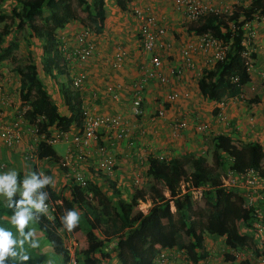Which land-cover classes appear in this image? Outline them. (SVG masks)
Returning a JSON list of instances; mask_svg holds the SVG:
<instances>
[{
  "label": "trees",
  "instance_id": "16d2710c",
  "mask_svg": "<svg viewBox=\"0 0 264 264\" xmlns=\"http://www.w3.org/2000/svg\"><path fill=\"white\" fill-rule=\"evenodd\" d=\"M74 2L82 14L80 21L99 33L105 16L104 0H0V22L6 19L12 21L0 30V64L6 60L11 62L18 76L20 105L28 106L25 119L33 123L42 116L38 128L41 132L47 131V134L53 129L66 132L73 125L81 127L75 106L76 93L65 83L58 82L57 88L66 107V113L61 112L39 76L41 70L42 74L45 72L59 81L65 73V58L57 33L78 18ZM256 12L264 15V0H252L245 8L238 6L225 18L205 15L188 28L195 35L210 32L229 44L225 59L216 62L210 69H204L197 81L203 98L221 101L228 96H236L249 81L240 55L242 34L235 32L231 36L229 21L239 22ZM16 30L24 32L28 44L35 45L38 41L39 61L35 62L33 50L21 51L17 36L11 37ZM233 75L237 76L236 82L230 79ZM211 143L212 166H208L200 154L163 160L148 156L143 175L129 180V183L125 180L126 185L118 186L119 180L114 183L117 179L104 177L107 190H102L97 183L88 182L84 188L70 186L65 196L45 185L48 211L39 214L34 224L44 234L53 253L60 257L61 264H67L70 259L63 238L68 231L62 226L61 216L73 209L80 216L77 230L84 235V241L75 250L79 264H102L112 255L118 264H153L159 250L171 247L183 250L192 263H197L207 257L204 234L223 237L228 249H242L250 237L241 228L251 226L253 210L241 208L237 193H226L219 188L227 163L224 156L232 158L233 170L252 167L264 176V151L257 142L243 143L227 135L213 136ZM37 155L39 159H57L52 145L43 142H38ZM27 170V174L36 171L34 163L28 161ZM23 178L18 175V183ZM182 179L189 180L194 186L204 187L198 204H194L189 194L180 193L178 184ZM164 191L168 192V196L164 195ZM146 194L150 206L143 213L137 206L140 201H145ZM58 199L60 202L56 203ZM51 208L54 210L51 211ZM1 210L0 213L5 211ZM51 212L52 218L48 215ZM110 242L114 245L105 251ZM261 243L260 252L255 251L257 255L264 253V240ZM240 264L251 262L242 260Z\"/></svg>",
  "mask_w": 264,
  "mask_h": 264
},
{
  "label": "crops",
  "instance_id": "0c3cea01",
  "mask_svg": "<svg viewBox=\"0 0 264 264\" xmlns=\"http://www.w3.org/2000/svg\"><path fill=\"white\" fill-rule=\"evenodd\" d=\"M211 2L216 6L232 5V7L244 4V0H211ZM135 8L154 15L157 24L165 30L164 36L161 37L163 45L158 49L163 60V70L166 71L168 67H182L180 49L195 43L197 35L188 30L193 22H186L182 12L173 2L104 0L105 16L102 29L99 33L91 31L89 35V39L95 43L94 56L86 62H78L74 59L71 62L65 60L63 62L65 77L61 76L59 81L50 77L55 85L49 89V92L61 112L66 113V107L60 100L58 82H63V79L69 82L71 74L83 71L85 79L81 88L75 91V106L79 110L86 108L92 114L123 117L124 124L128 129V135L124 139L115 140L101 132L98 142L94 144L95 148L99 145L105 146L112 154L114 158L112 179H120L117 185H126L124 181L128 177L135 176V171L141 174L145 170L147 155L163 154L165 157L171 158L200 154L204 156L206 164L212 166L211 139L218 133L226 134L232 140H239L243 143L257 142L264 150V81L260 75V72L264 71V18L257 27L254 70L249 74V81L240 88L236 96H228L221 101H210L202 97L197 81L201 77L203 69L205 67L210 69L215 63L210 66L205 65L203 54L196 51L192 55L194 68L182 69L179 78L169 75L165 85L151 79L142 86L140 96L143 114L134 116L131 113V102L135 89L142 78L143 70L150 68L149 55L143 53L139 48V22L133 15ZM234 10H231L227 16ZM79 19L71 21L58 31V37L60 35L64 40L63 42L59 38L61 47L70 48L73 45L75 33L80 28L81 21ZM117 54L120 55L119 61L116 59ZM141 66H143L142 69ZM7 88L9 89L10 86ZM173 91L178 92L179 96L168 102L167 95ZM12 96L13 98H11ZM15 96L16 94L13 93L11 97H4L3 93L2 95L0 93V102L8 99L7 106H4L3 109L5 118H11L17 112L20 100L17 97L15 103ZM161 108L164 109L163 117L152 120L156 111ZM221 113L223 119L219 117ZM5 114L7 115L5 116ZM180 120H185L187 126L179 133L174 134L172 124ZM199 124H205L204 132L197 131L196 127ZM75 128V126L71 127L70 132H73ZM21 135L20 142L9 148L5 147L0 140V159L9 158L10 166L8 167L15 170L17 176L24 177L28 173V162L23 158L24 147L30 140H33V136L27 128L23 132L21 131ZM94 146L89 148L87 159L79 163L78 168L85 173L89 182L97 183L102 190H107V186L100 176H104V174L97 169ZM65 147L63 156L70 148V143L66 142ZM207 152H211V165L208 164L205 155ZM56 156L57 159H42L34 165L36 171L52 178L53 183L50 187L59 195L65 196L67 193L65 179L67 170H61L57 165L63 156L58 155L57 152ZM1 164V169L5 168V165L3 164V167ZM187 165L188 162L185 163L186 167ZM3 201L5 200L0 199V209L5 210H1L2 213H0V226L15 231L9 223L12 213L7 210V202L6 205H3ZM141 204L145 205V203ZM33 224L34 222L30 223L29 227L36 229L33 231L34 235H38L39 232L38 236L42 237L40 231ZM79 224L80 221L73 228V232L78 229ZM222 241L221 237L205 236L204 244L209 246H205L206 261L200 260L197 263H192L180 256H173L170 258L169 264H238L237 260L227 258L229 254L225 247H219V243ZM252 241L257 242L254 239ZM212 244L217 248L211 249ZM250 262L255 264V261ZM59 264L61 263L59 262ZM102 264H118V262L112 255Z\"/></svg>",
  "mask_w": 264,
  "mask_h": 264
},
{
  "label": "built area",
  "instance_id": "2783aa9c",
  "mask_svg": "<svg viewBox=\"0 0 264 264\" xmlns=\"http://www.w3.org/2000/svg\"><path fill=\"white\" fill-rule=\"evenodd\" d=\"M171 1L179 8L183 14V19L186 22H196L201 17L213 14L222 18H225L231 10L235 9L239 5L228 6H216L211 0H164ZM251 1L244 0L243 8L249 7ZM133 15L139 22L138 34H139V48L143 53L149 55L150 68L144 69L142 72V78L136 86L133 100L131 103V113L134 116H142L143 111L141 108V96L140 90L142 86L149 80H156L159 84H167L168 76L173 78H179L182 73V69L194 68L193 52L199 51L203 54L205 65L210 66L213 63L223 61L226 56L228 43L222 42L217 37L213 36L210 32H204L197 35L195 43L189 44L180 49V60L182 67H168L166 71L163 70V60L158 52V49L162 47L163 43L161 37L164 36L165 30L163 27L157 24V20L151 13L143 12L137 8L133 10ZM264 18V15H260L258 12L252 15L250 18L239 20V22H229L231 28V36L235 32L242 34L241 42V58L243 60L244 68L246 72L253 70L252 54L255 50V40L257 27L259 22ZM91 29L88 25L81 26L75 33L74 44L67 48L62 47L64 58L66 61L76 60L78 62H86L95 54V44L89 39ZM117 61L120 60V55H116ZM143 66H141L142 69ZM260 75L264 81V71L260 72ZM85 79L83 71H78L72 75V86L74 88H80ZM233 82L237 81V76L230 77ZM179 96L178 92L173 91L167 95V101H173ZM8 99L0 102V140L6 147H12L18 144L21 140V131L24 127H28L33 134V140L25 145L23 158L25 161L37 163V143L43 141L45 143H54L58 140H66L68 133H54L49 137L44 133H38V123L43 118L39 116L33 123H27L25 119V113L28 109L27 105H18L17 112L11 118H5L3 115L4 106H7ZM223 105L222 103H220ZM82 125L78 132L74 133L70 142L74 146L72 151H68L64 161L60 163V166H71L73 174L72 183L80 187L86 185V179L80 171L76 170L73 163L74 158L81 160L84 158V148L91 145L99 137V132L115 138L124 139L128 135V129L124 124L123 117L120 115H93L87 110H83ZM7 114H5L6 116ZM164 115V109H158L153 116L152 120L161 118ZM220 119H223V114H219ZM187 122L180 120L172 124V130L174 134L179 133L185 129ZM197 131L201 132L206 129L205 124H199ZM144 133V131H143ZM99 154V168L107 175H111L113 159L109 152L104 147L98 148ZM158 159H164L163 156H159ZM135 182H139L136 180ZM220 188L226 192H235L240 197V206L243 209L253 210V220L251 226L242 227V231L245 235L253 238L264 239V177L259 174L253 168H245L241 171H235L230 167H227L220 178ZM180 193H190L194 201H198L201 196V188L193 186L188 180L182 179L179 182ZM48 206V205H47ZM54 208H51L53 211ZM50 218L53 216V212L48 214ZM114 242H110L104 250L107 251L112 248ZM71 246V247H70ZM69 250L70 259L68 264H78L74 255V250L77 247L76 242H70ZM247 243L244 244L240 250H231V255L236 259H243V254L253 257L249 249H245ZM246 251V253H245ZM178 251L173 249H165L161 251L155 258L153 264H168L169 257L174 256ZM255 264H264V254L255 258Z\"/></svg>",
  "mask_w": 264,
  "mask_h": 264
},
{
  "label": "clouds",
  "instance_id": "9594fccd",
  "mask_svg": "<svg viewBox=\"0 0 264 264\" xmlns=\"http://www.w3.org/2000/svg\"><path fill=\"white\" fill-rule=\"evenodd\" d=\"M81 24H82L81 26L87 25L86 23H82V22H81ZM89 28H90V26H89ZM90 29H91V31H93L92 28H90ZM93 33H94V31H93ZM60 48L62 49L61 45H60ZM251 58L253 59V70H254V57L252 56ZM253 70L251 72H253ZM251 72H249V73L247 72V73L250 74ZM72 75L73 74H71V76H70L68 74V77L70 76V79H68V80H69V83H70V86H71L72 90L75 92L79 88H74L72 86V82H71ZM62 77L64 78L65 74H63ZM59 96H61V95H59ZM60 100H61V103H63L61 97H60ZM57 106H58V104H57ZM77 110H78V113H79V116H80V120H81L80 123L82 125V119H83L82 112H83V110H87L89 112V110L86 109V108H81L79 110L78 107H77ZM89 113H91V112H89ZM93 115H97V114H93ZM74 126L75 125H73L72 127H74ZM26 128L28 129V127H24L23 130L26 129ZM38 131H39V128H38ZM78 131H79V128H75L73 132H70V130L66 131V132H62V131H57V130L53 129V130H50V132H48V134H47V131H43V132L39 131L38 133H44L48 137L50 135L54 134V133H68L66 140H58V141H56V142H65V143L69 142L70 143V148L66 151V154H65V156H66L68 151H72L73 148H74V146L72 145L70 140H71L72 136L74 135V133H76ZM100 133L101 132H99V134H98L99 137H100ZM218 135H226V134L218 133V134H216L214 136H218ZM32 136H33V134H32ZM99 137H98V139L95 142H92L89 147L84 148V151H83L84 158L83 159L77 160V159L74 158V161H73V163L75 164L76 170L80 171L83 174V176L85 177V179H86V185L84 187H87L89 179L85 176V173L81 169L78 168V164L84 162L87 159L89 148H91L92 146H94V144H96L98 142ZM119 140H122V139H119ZM38 142H43V141H38ZM43 143L46 144V145H52V147H53V144L55 142L54 143H49V144L45 143V142H43ZM37 146H38V143H37ZM99 147H104L108 151V149L105 146H102V145H99L96 148H95V146L93 147V148H95V155H96V159H97L96 160L97 169L102 174H104V176L100 175L103 179H104V177L112 178V176L114 174V158H113L112 154L108 151L109 154L111 155L112 159H113V166H112L111 175H107L98 166V162H99L100 157H99V154H98L97 151H98ZM160 155L163 156L164 159L167 158L163 154L153 155L152 157H156V159H158V157ZM65 156L62 157V159L58 162L57 165H58V167L61 170H67V172H66L67 174L65 175L66 178L65 177L64 178L66 179V182H67V191H68V188L70 186L76 185V184L72 183L73 180H72L71 175L73 174V172L70 169L71 166H66V167H63V168L60 166V163L62 161H64ZM147 157H148V155H147ZM224 157L226 159L225 161L227 162L225 164V168H224V171H225V169L227 167L231 166L233 160H232V158L228 157L226 154H225ZM37 158H38V161H37V163H34V164H38L42 160V159H39L38 155H37ZM43 159H50V158H43ZM158 160H160V159H158ZM26 162H28V161H26ZM247 168H252V167H247ZM253 169H255V168H253ZM256 171H258V170H256ZM223 173L224 172H222V174ZM222 174H221V176H222ZM139 176L140 175L132 176L130 178V180H135ZM52 183H53V181H52V178L50 176L44 175L42 172H38V171L30 172L29 174L24 176V178L19 181V184H18V180H17V172L15 170H10V171H6V172H0V197H2L7 202L6 206L9 209H11L12 214L10 216L9 223L15 229V235H14L13 231H11L9 228L0 226V264H23V262H27L29 260V258H30L28 253H27V249L25 248V245H27L28 249H36V248L39 247V241L33 238L34 237V232H33L32 228L29 227V225H30V223H32L36 219H38L39 214H46L47 213L48 206L45 203V201L48 199V192L44 191V189H45V185L51 186ZM84 187H81V188H84ZM195 187H199V188L202 189L201 190V196H200V199L198 201H194L192 199L191 194L188 193V192L182 193V194H189L191 199L193 200L194 204H198L200 202V200H201L204 187H201V186H195ZM224 192H226V191H224ZM226 193H228V192H226ZM66 195H67V193H66ZM14 196H17V198L14 199L13 198ZM61 196H63V195H61ZM89 196H92V195L90 194ZM146 201L147 200L140 201L139 204L145 203ZM58 202H60V199L56 200V203H58ZM149 202H150V200H149ZM138 209L141 210L143 213H145L147 211V210L143 211L142 209L139 208V206H138ZM171 210L174 211V207L172 205H171ZM79 218H80L79 213L76 210H74V209L73 210H67L61 216L62 226L64 227L65 230L68 231V233L63 234V238H64V236H69L70 232H73L72 230H73V228H75L77 226V224L79 222ZM26 228L28 229L27 231L25 230ZM205 236H206V234H204V238H205ZM74 237H75V234H74ZM249 237H250V239H249L248 242H246L247 243V247L245 249H249L250 252L252 253L253 257L247 256L246 254H243V257H244L243 259H236L234 256L231 255V249H228L227 247H225L226 250H227V253L229 254V256H227V257H230V258H232V260H237V261H240V262L242 260H246V259H249L250 261H255L256 257L260 256L261 254H264V253H259L258 255L255 254V251L260 252V249H261V247L263 245V243H261V242L264 239L261 240L260 238H253L251 236H249ZM253 239L255 241H257V242L252 241ZM251 242H253V245H251ZM66 247H68V246L66 245ZM77 248H78V244H77L76 249ZM166 249H173L175 251H178L174 256H180L181 258L191 262L190 259L186 256V254H185V252L183 250L177 249L175 247L166 248ZM75 250H74V255H75V258H76ZM163 250H165V249L159 250L158 254L161 251H163ZM238 250H240V249H238ZM68 252H69V250H68ZM245 253H246V251H245ZM170 258L171 257H169V260H170ZM203 260L206 261V258L203 259ZM76 261H77V259H76ZM168 264H169V261H168Z\"/></svg>",
  "mask_w": 264,
  "mask_h": 264
},
{
  "label": "rangeland",
  "instance_id": "374dc122",
  "mask_svg": "<svg viewBox=\"0 0 264 264\" xmlns=\"http://www.w3.org/2000/svg\"><path fill=\"white\" fill-rule=\"evenodd\" d=\"M74 7H75V9L77 8L75 2H74ZM77 13H78V18H81L82 17L81 12L79 10H77ZM9 21H10L9 19H6V20L0 22V30H2V28H4V26L11 24L12 21H10V22ZM69 23H71V21ZM79 24H80V27H81V25H82L81 22ZM14 36H17V38H18L21 51L26 53V52H28L30 50H33V53H34L33 57H34L35 62L39 61V53H40V51H39V48H38V41H36L35 45L28 44L27 43V39L25 38L26 35L24 34L23 31H17V30L14 31L12 33L11 37H14ZM59 38H61L60 35H59ZM74 40H75V36H74ZM62 41L64 42L63 39H62ZM73 44H74V42H73ZM204 69H206V67ZM39 76L41 78V83L45 87V89L48 90V89L52 88V86L55 85V83L53 81L51 82V78L45 72L42 74V72L40 70ZM63 80H64L63 82H65V84H66V87L69 88L71 91H73L71 86H70V83L66 79H63ZM18 85H19L18 76L13 71L11 62L9 60L3 61L0 64V93H1V95L3 93L4 97H6V96H8V97L10 96L11 97V95L13 93H15L16 96L14 97V100H15V103H16L17 102V97H18L17 96L18 93H16ZM7 86H10V88L8 89ZM60 97L62 98V101H63L62 95ZM11 98H13V96ZM61 106H62V104L59 107L60 109H61ZM62 109H63V107H62ZM65 144H66L65 142H55L53 144V148L56 150L58 155H60V156L64 155V152H65V149H66ZM7 148H9V147H7ZM205 155H206L208 164L211 165L212 164L211 152H209V153L207 152ZM0 164L1 165H3V164L5 165V168L1 169L2 166L0 167V172H6V171L13 170L12 168L8 167V166H10L9 158L3 159V160L0 159ZM4 165H3V167H4ZM134 175H141L142 176L143 174H140L139 172L136 173V171H135ZM101 179L105 183V185L107 186V181H105L103 178H101ZM129 180H130V178L128 177L127 178V182L128 183L130 182ZM116 182H118V180L114 181V183H116ZM164 195L165 196L168 195L167 191H164ZM13 198L16 199L17 196H14ZM148 198L149 197H147V194H146L145 195V200H147V201L145 202V205L138 204L139 208L142 209L143 211H146L148 209V207L150 206V202H149ZM0 199H3V198L0 197ZM2 204L6 205V201H3ZM138 206H137V208H138ZM7 210H9L11 212V209H9L8 207H7ZM33 225L36 227L35 224H33ZM32 230L34 231L36 229H32ZM76 231L75 232H70L69 236H64L65 243H66V245L68 247L70 246V242H73V240L78 245L84 241V235L79 233L80 230L77 231V232ZM13 234L15 235V231H13ZM74 234H75L76 238L74 237ZM38 235H39V232H38ZM38 235H34V237H33L34 239L39 241V247L38 248H36V249H28L27 245H25V248L27 249V253H28L30 258H29V260L27 262H23V264H59V262L61 263L60 257L51 251L50 245L47 242V240L45 239L44 234L42 232H40V235H42V237H40ZM206 236H209V234H206ZM222 239H224V238L222 237ZM251 245H253V242H251ZM205 246L209 247L207 244H205ZM210 247H211V249L217 248L213 244ZM219 247H226L225 242L222 241V243H219ZM223 255H226V254H223ZM227 258H230V257H227ZM230 259H232V258H230ZM237 262L239 264L240 261H237Z\"/></svg>",
  "mask_w": 264,
  "mask_h": 264
}]
</instances>
